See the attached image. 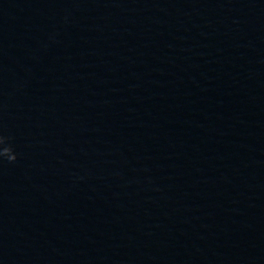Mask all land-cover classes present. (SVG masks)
Returning <instances> with one entry per match:
<instances>
[{"label": "water", "instance_id": "95a60500", "mask_svg": "<svg viewBox=\"0 0 264 264\" xmlns=\"http://www.w3.org/2000/svg\"><path fill=\"white\" fill-rule=\"evenodd\" d=\"M0 264H264V0H0Z\"/></svg>", "mask_w": 264, "mask_h": 264}]
</instances>
